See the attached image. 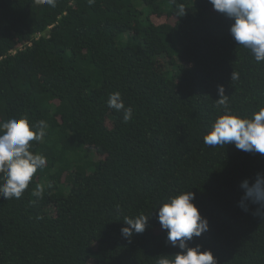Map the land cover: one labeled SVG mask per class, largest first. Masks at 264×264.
I'll use <instances>...</instances> for the list:
<instances>
[{
    "label": "trees",
    "instance_id": "1",
    "mask_svg": "<svg viewBox=\"0 0 264 264\" xmlns=\"http://www.w3.org/2000/svg\"><path fill=\"white\" fill-rule=\"evenodd\" d=\"M233 23L209 0H0V123L47 124L30 142L46 166L21 198L0 196V264H156L181 251L158 207L185 191L209 221L190 247L217 264H264L260 205L240 207L264 155L203 142L222 114L218 86L241 116L264 104V62L233 39ZM116 91L133 109L127 123L107 106ZM141 213L145 231L122 236L123 219Z\"/></svg>",
    "mask_w": 264,
    "mask_h": 264
},
{
    "label": "clouds",
    "instance_id": "2",
    "mask_svg": "<svg viewBox=\"0 0 264 264\" xmlns=\"http://www.w3.org/2000/svg\"><path fill=\"white\" fill-rule=\"evenodd\" d=\"M36 3L56 7V0H36ZM89 3H94V0H89ZM209 3L214 10L234 20L230 34L237 44L249 49L257 63L264 62V0H209ZM185 14V5L177 3L176 16ZM238 79L239 74L234 71L231 81ZM218 94L217 111H222V114L211 124L203 142L210 147L234 144L237 150L264 155V104L251 115L241 116L229 107V96L225 94L223 85L218 86ZM107 106L122 112L124 123L132 119L133 109L125 107L119 91L109 94ZM46 128V121L32 124L25 115L0 123V196L3 198H21L33 175L46 166V157L30 150V142L41 141L46 135ZM47 187L52 185L49 183ZM241 187L246 191L240 207L247 211L245 201L250 199L260 205L255 214L264 216V174L258 173L251 185L244 180ZM44 191L45 185L37 184L34 195L41 197ZM194 200L195 193L185 191L165 198L158 207V221L161 228L167 231V242L181 251L171 258L160 256L156 264H217L210 249L202 251L201 245L189 246L188 242L194 236L199 237L209 229L208 219L201 215ZM149 218L143 213L134 218L125 217L126 226L121 228V235L131 238L134 233H143Z\"/></svg>",
    "mask_w": 264,
    "mask_h": 264
},
{
    "label": "rangeland",
    "instance_id": "3",
    "mask_svg": "<svg viewBox=\"0 0 264 264\" xmlns=\"http://www.w3.org/2000/svg\"><path fill=\"white\" fill-rule=\"evenodd\" d=\"M155 21L157 22H164L166 21V16H155ZM89 156L93 157L94 159L96 160H99L101 158V156H99L96 152H93V151H89Z\"/></svg>",
    "mask_w": 264,
    "mask_h": 264
}]
</instances>
